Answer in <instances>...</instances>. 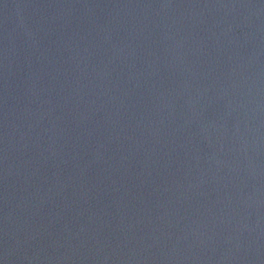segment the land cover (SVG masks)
Masks as SVG:
<instances>
[{
	"label": "water",
	"instance_id": "water-1",
	"mask_svg": "<svg viewBox=\"0 0 264 264\" xmlns=\"http://www.w3.org/2000/svg\"><path fill=\"white\" fill-rule=\"evenodd\" d=\"M0 264H264V0H0Z\"/></svg>",
	"mask_w": 264,
	"mask_h": 264
}]
</instances>
